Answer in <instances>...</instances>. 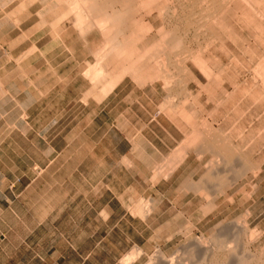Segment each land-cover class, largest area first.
Segmentation results:
<instances>
[{"label": "rangeland", "instance_id": "rangeland-1", "mask_svg": "<svg viewBox=\"0 0 264 264\" xmlns=\"http://www.w3.org/2000/svg\"><path fill=\"white\" fill-rule=\"evenodd\" d=\"M19 5L23 10L17 9ZM56 9L53 0H0V141L8 146L7 157L0 160V165L19 166L29 171L30 180L44 183L46 213L52 214L53 201L60 207L59 220L54 222L60 231V251L64 252L70 244L75 252L93 253L92 261L104 264L115 255L139 248L145 253L139 264H154L155 250L161 251L164 260L177 257L176 254L177 258L183 256L186 239L182 237L188 231L192 236L206 237L217 221L226 224L230 233L240 232L245 222L249 230L261 233V237L259 240L256 232L248 236L250 244H245L248 237H241L236 251L251 254V264H264V146L257 135L261 125L259 112L252 107L250 116L240 122L244 126L243 139L229 140L243 160L254 168L260 167L258 173L252 175L253 170H246L240 174L231 167L229 171L234 174L222 167L220 171L211 167V172L205 168L206 163H215L216 158L212 155L211 159L210 153L199 158L189 150L186 161L176 166L168 178L154 177L155 166H161L168 154L167 159L171 157L188 126L157 111V105L167 96L159 82L154 89L149 84L140 87L125 79L101 102L93 98L82 102L88 89L82 73L88 63H93L89 52L100 37L93 33L87 46L74 43L76 33L66 23L65 27L58 26L67 31L63 42L55 40V32L48 24L58 15L60 9ZM40 20L46 23L37 29L35 25ZM33 27L34 31L23 37ZM14 41L17 46L12 47ZM31 47L34 51L29 60L22 68H15L10 55H19ZM189 87L198 92L194 84ZM171 95L181 101L184 91L176 84ZM190 102L188 99L186 107L191 105L195 121L201 123L212 102L207 94ZM18 114L21 118H17ZM213 121L214 128H228L220 120ZM209 174H213L212 184L221 183L222 192L211 187L200 190L201 194H211L206 196H212L208 200L198 192L182 189L186 181H198ZM52 193L59 200H53ZM207 203L221 207L202 214L200 207ZM138 204L154 205L147 218L136 214ZM108 211L111 215L105 219L104 212ZM49 219L45 230L52 229ZM224 253L215 249L212 256L207 255L205 264L221 262Z\"/></svg>", "mask_w": 264, "mask_h": 264}, {"label": "bare ground", "instance_id": "bare-ground-1", "mask_svg": "<svg viewBox=\"0 0 264 264\" xmlns=\"http://www.w3.org/2000/svg\"><path fill=\"white\" fill-rule=\"evenodd\" d=\"M53 1L56 8L60 9L58 15L54 16L55 19L48 24L55 32V40L63 42L67 31L59 30L58 26L63 24L65 27L66 23L70 24V28L76 33L74 43L81 42L87 46L93 33L100 37L99 43L89 52L93 63H88L82 73L83 79L88 83L83 101L88 98L101 101L121 86L125 79L140 87L149 84L154 89L159 82L161 88L167 91V96L165 95V99L157 105V111L165 118L169 117L175 122L179 120L188 126L178 148L171 151V157L167 159L168 154L166 159L163 158L161 166H155L154 177L168 178L176 166L186 161L189 150L198 157L210 153V158H216L215 163H209L214 165L209 167L206 163L205 168H209L208 170L214 167L220 171L222 167L229 171L231 167L236 168L240 174L246 173V170H253L250 171L252 175L258 173L260 167L254 168L243 160L229 140L245 137L244 126L240 122L250 116L249 111L253 107L254 112L260 114L257 116L261 119L257 135L261 137V146H264V0ZM17 9L23 10L20 5ZM14 18L13 22L16 20ZM45 23L40 20L35 26L38 29ZM34 29L35 27L24 32L23 37H27ZM12 43L16 44L17 41ZM33 51L34 47L28 48L14 59L21 61ZM199 76L203 77L204 83ZM190 83L197 87V93L191 91ZM176 84L184 91L181 101H176L171 95L172 87ZM200 94H207L212 107L205 119L197 123L194 109L191 105L187 108L186 103L188 99L193 103ZM209 119L220 120L222 125H227L228 128H214V121L208 122ZM229 172L234 174L231 170ZM212 175L198 181L188 180L182 185V189L185 192L201 194L200 190L211 187L218 193L222 192L221 183L212 184ZM211 193L214 194L212 191ZM203 195L202 192L200 196L207 200L212 197H206L211 194ZM207 204L200 207L202 214L214 208L219 211L221 207L214 203ZM153 207L154 205L138 204L136 214L145 218ZM244 223L240 232L230 233L226 224L216 221L206 237H195L188 231V234L182 237L186 239L183 244L184 251L181 248L185 253L183 256L177 258L175 253L177 257L172 256L164 260L161 251L155 250L152 258L156 257L157 264H164L165 261V264H205L207 255L215 249H222L225 252L224 260L209 262L210 264H251V254L246 251L239 254L236 251V247L240 246L241 237L245 238L256 232L249 230ZM217 227L220 228L217 230ZM255 235L260 240L261 233ZM249 238L245 244L251 243ZM140 255L142 250L136 248V251L127 254L122 262L128 263Z\"/></svg>", "mask_w": 264, "mask_h": 264}, {"label": "crops", "instance_id": "crops-1", "mask_svg": "<svg viewBox=\"0 0 264 264\" xmlns=\"http://www.w3.org/2000/svg\"><path fill=\"white\" fill-rule=\"evenodd\" d=\"M19 55H10L16 68H22L29 60V56L21 61L15 60ZM88 99L83 101L82 95V102L87 103ZM17 118H21L19 114ZM12 125L15 126L16 123L12 122ZM5 144L4 141H0V160L7 157L5 152L8 146ZM261 170L263 173L264 169ZM28 174L29 171H23L13 164L0 165V264H98L91 259L90 254L93 253H77L76 248H72L70 244L64 252L60 251V231L54 226V222L59 220L60 207L55 206L53 201L52 214L46 213L45 185L39 179L30 180ZM261 179H264V175ZM51 198L59 200L55 193H52ZM110 215L108 211L104 212L103 216L109 219ZM49 217L52 229L45 230L46 220ZM261 221L264 222V213L261 215ZM262 239H264V226H262ZM127 254L129 252L115 255L111 262L104 264H139L141 256L145 253L143 251L142 255L136 258L137 260L123 263L122 259ZM70 257L76 260L72 261Z\"/></svg>", "mask_w": 264, "mask_h": 264}]
</instances>
